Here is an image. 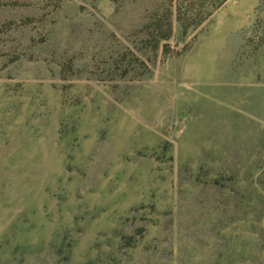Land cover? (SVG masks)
<instances>
[{
    "label": "rangeland",
    "instance_id": "rangeland-1",
    "mask_svg": "<svg viewBox=\"0 0 264 264\" xmlns=\"http://www.w3.org/2000/svg\"><path fill=\"white\" fill-rule=\"evenodd\" d=\"M0 264H264V0H0Z\"/></svg>",
    "mask_w": 264,
    "mask_h": 264
},
{
    "label": "trees",
    "instance_id": "trees-1",
    "mask_svg": "<svg viewBox=\"0 0 264 264\" xmlns=\"http://www.w3.org/2000/svg\"><path fill=\"white\" fill-rule=\"evenodd\" d=\"M178 17L182 20V21H184V23H185V16H183L182 15V12H181V9L179 8V11H178ZM203 18V16L201 15L200 16V18L199 19H202ZM187 24H188V22H186ZM170 32H171V26H169V29H168V31L166 32V33H164V34H162V37H167V36H169L170 35Z\"/></svg>",
    "mask_w": 264,
    "mask_h": 264
}]
</instances>
